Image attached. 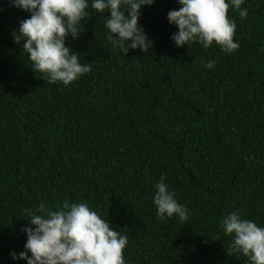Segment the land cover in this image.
<instances>
[{"label": "trees", "instance_id": "1", "mask_svg": "<svg viewBox=\"0 0 264 264\" xmlns=\"http://www.w3.org/2000/svg\"><path fill=\"white\" fill-rule=\"evenodd\" d=\"M179 7L142 6L152 45L127 56L107 41L110 13L89 7L65 46L91 71L66 86L33 71L13 36L30 13L0 0V264H27L11 256L25 250L24 209L66 200L127 235L126 264H249L229 256L222 221L240 210L264 227V0H244V19L230 7L232 53L215 42L177 48L167 14ZM161 176L187 220L158 218Z\"/></svg>", "mask_w": 264, "mask_h": 264}, {"label": "clouds", "instance_id": "2", "mask_svg": "<svg viewBox=\"0 0 264 264\" xmlns=\"http://www.w3.org/2000/svg\"><path fill=\"white\" fill-rule=\"evenodd\" d=\"M15 7L30 13L22 20L14 41H23L22 51L28 54L34 72H39L48 83L70 85L91 71V63H81L80 54L65 46L66 38L81 36L82 21L92 12L110 13L104 17L107 41L128 55L129 49L149 51L152 41L139 26L142 6H152L155 0H9ZM179 9L170 10L167 20L178 31L171 39L177 48L199 42L205 49L215 42L225 53H232L239 45L234 42L236 24L228 17L234 7L241 19L247 9L241 10L244 0H177ZM3 11V9H0ZM130 41V43H129ZM215 61L205 67L211 69ZM154 205L159 219L174 214L181 221L189 210L175 199L161 176L155 185ZM31 223L24 227L27 240L24 251L11 253L13 259L27 264H126L123 251L128 244L110 222L93 211L88 203L64 201L61 210H47L44 204L37 209H24ZM224 235L231 237L229 256L241 254L249 264H264V227L243 219L240 210L233 211L222 221ZM29 253L31 254L29 256Z\"/></svg>", "mask_w": 264, "mask_h": 264}]
</instances>
